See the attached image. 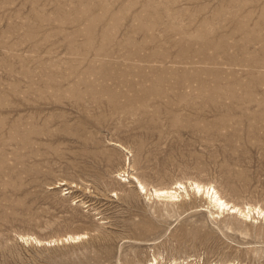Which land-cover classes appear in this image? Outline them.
<instances>
[{"label": "rangeland", "instance_id": "obj_1", "mask_svg": "<svg viewBox=\"0 0 264 264\" xmlns=\"http://www.w3.org/2000/svg\"><path fill=\"white\" fill-rule=\"evenodd\" d=\"M121 170L264 209V0H0V264H264V218Z\"/></svg>", "mask_w": 264, "mask_h": 264}, {"label": "bare ground", "instance_id": "obj_2", "mask_svg": "<svg viewBox=\"0 0 264 264\" xmlns=\"http://www.w3.org/2000/svg\"><path fill=\"white\" fill-rule=\"evenodd\" d=\"M115 144H117L118 146L123 148V150H126L121 144H119L117 142ZM129 173H126V171L121 170L120 173L118 172V175L119 176H126V177H129V179H132L136 183V187L138 188V190L140 192L146 194V195H149V196H152L155 198H162V199H165V201L166 200L171 201V203H172V202L176 201L177 199H179L180 194L182 192L187 193L188 191L191 190L196 195L206 197V199H208L209 204L212 205L214 208H216L215 213L219 214V213H222L224 210H230L231 213H238V214H240L246 218H250L251 214H253L254 218H256V217L264 218V209L257 207V206H254V205L253 206L248 205V204L246 206H243V207L238 206L236 204H233V203L227 201L225 198H223L221 196V194L209 184H203L201 182H197L196 180L195 181H187L186 183H182L181 181H177L174 184L172 183V185L169 187H160L159 186V187H150L148 189V188H146L147 186L146 187L144 186V184L140 181V179H138L136 176L129 174ZM188 189H190V190H188ZM177 202H178V200H177ZM213 212H214V209H213ZM84 236H85L84 233L65 234V235L60 236V237L49 238V239H45V240L38 239L32 235H27V236L20 235L19 237L22 240H25V241L30 240V241L35 242L36 244L42 243L45 245L46 244L49 245V244H54V243L59 244L63 241H75L77 239L79 240V238L84 237ZM148 264H156V259H153ZM227 264H234V263H227Z\"/></svg>", "mask_w": 264, "mask_h": 264}]
</instances>
